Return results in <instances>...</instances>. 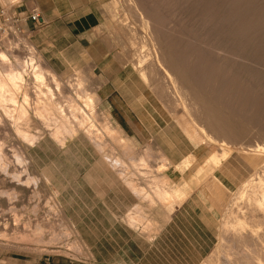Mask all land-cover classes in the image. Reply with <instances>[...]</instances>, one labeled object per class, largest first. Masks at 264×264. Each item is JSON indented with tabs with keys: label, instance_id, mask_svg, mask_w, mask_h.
Instances as JSON below:
<instances>
[{
	"label": "rangeland",
	"instance_id": "374dc122",
	"mask_svg": "<svg viewBox=\"0 0 264 264\" xmlns=\"http://www.w3.org/2000/svg\"><path fill=\"white\" fill-rule=\"evenodd\" d=\"M55 1L58 2L60 11L63 15H65L64 17H66L67 12L72 10V12L68 15L71 19H75L79 16L81 18H89L88 21L92 28L84 34L86 38L82 40V48L79 51L74 50L72 51L73 53L67 51L65 42L60 41L59 39L57 44L54 46H48L47 42H42L40 47H37L34 41L35 38L33 36L35 31L31 28L25 29L22 25L24 20L28 21L30 11L35 7L39 8L40 10L41 3L47 6L49 3L47 0H0V11L4 10L6 12V16L10 18L12 17L11 15H15L22 26L20 27V30H17V26L13 25L12 23L3 26L2 21L4 18L0 16V42L2 40H12V42L17 40V42L25 43L27 46L32 45L40 54L45 63H47V65L54 69L57 73H60L61 76L76 78L81 75L84 79L86 94L90 93L95 101L98 100V87L103 86V90H107V94L110 95L109 99L111 105L107 107L104 105L102 100L97 101L100 102L99 105L97 104V125L99 126L103 123L104 117L107 114L108 115L105 117V119H110L111 125H113V123H118V128L122 131L121 136L124 137V140L125 138L127 139L125 140V143L128 141L126 143V147L122 148L125 143L122 144L123 146H119V141L117 143V140H110L105 137L107 143L105 148L107 151H111L113 149L115 151L116 147H120L119 149H116V153L118 154H116L115 157H117V155H121L122 157L124 156L123 160L124 158L125 160L123 162H125L124 164L126 165L122 164L124 167L119 165L121 168L118 166L119 168L117 167V170L124 169L126 166L128 167V170L126 167V169H124L126 171L123 170L121 172L119 170L116 172V170L112 169L113 167L109 163L105 162L103 158H101L102 156L96 151L94 146H92V144H90L87 139L83 137L72 140L68 139L65 147H60L56 142L50 141L49 139H44L37 145L32 147L25 145L24 148L21 149L14 136L10 132L7 133L8 136L7 134L5 135L7 138L5 136V139L3 138V144L5 145V148L9 147L11 149L8 155L9 160L12 159V157H15L9 161L11 165L10 163L8 164L10 166L7 165V170L10 174L4 175L0 173V221L2 224L9 225L7 230L1 229L3 227H0V235L3 234L4 237L0 238V264H61L64 262L82 264L83 261L89 262V260H92L95 251L91 249L90 244H96L95 242L101 238L102 233H104L106 228L103 220L105 204L113 206L116 204L129 205V201L133 199L129 192L130 188H127L126 186V188L123 187V189H125L127 192L126 194H121V197H114V194H111L113 193L111 191L109 198H107V196L106 198L104 197L106 192L109 194L108 191L115 188V183H117V181L120 180L124 184L123 178L121 179V177H119V175H121L120 173H123L122 175L124 177V172H127L126 175L129 174L127 177L125 176L124 179L128 177L133 178V182L137 179L133 184L137 186V188L144 186L143 188L147 189L151 196L144 199L138 196V200L134 198L137 200V204H135L137 205V208L131 209L128 207L126 212L122 215L123 217L121 220L124 221L126 225L131 227L134 225V229H137L139 235L147 239V241H150L153 238L161 235L160 232L162 227L169 221V219H172L171 217L173 215L169 214L170 212L167 210L168 207H163L160 204V201L152 196V181L144 182L141 180L139 178V174L136 172L133 173V170L131 169L132 166L130 164V158L134 157V153L135 155L138 153V156L140 154L143 155L144 152H149V148L153 146L154 151L158 147L171 150L172 146H175L174 148L180 146L179 150H181L182 153H178V156L173 154L170 155V157H172L177 162L190 154L195 155L196 160H193L194 163L192 167L185 173L179 172L175 168H171L169 165H167L166 169L162 170L157 175H159L160 178L163 176L171 178L167 182V185H182V187L185 189L188 187V197L193 194L200 195V199H202L201 207L208 213L213 214V217L205 218L206 222L205 219H203L201 226L202 229H204V231L209 230V232L206 234H202L197 227H191L186 223H184L181 227L183 232H179L177 227L171 223L170 245L179 243L186 247L187 253H190V250L193 249L194 245L200 247L197 250V252L200 251V256L197 255L196 251L194 252L195 264H218V261L220 264H242V258L240 257H242L241 255H244L242 252L245 251L242 244L243 240L239 242L241 239L232 235V232V234H228L232 229H229L231 227L228 226L229 231L227 232V227L223 225V223H225L223 222V219L229 217V215H227L229 210H234L232 204L236 203L237 201L239 202V200L233 198H237L238 195L235 193L238 191V189H240V185H243L242 183L248 179H251L252 177L255 178L257 171L263 174L261 169L264 168V160L261 152L256 151L258 148L256 146L259 145V143L260 145L264 144V83H262L264 82V64H261V62L264 63V34L262 33V30L264 31V0H199V2L197 0H140V2H138L139 0H135L145 15H148L154 20L156 19V22H159L158 24L155 23V21L154 23L152 21L150 23V25L152 24V27L150 26L151 29L156 28L157 33L158 31L160 33H158L160 36L157 34L159 36H157V38L159 40L161 38L165 42L170 39L172 42H166L170 48L172 47L171 45H173L171 48L173 51H171L169 48L170 50L167 52V45L165 46V42L160 40L164 44L165 48L167 47V51L165 49L166 57H168L166 58V61L169 63L167 64L169 66L171 65L170 67L172 68V71L177 69L175 73L179 76V78L177 77L178 85L179 82L181 83V85H179L180 87L182 85L184 86L188 84L189 86L187 85L186 87H188L187 90L189 94H191V97H194L195 95L197 96V94L199 97L202 95L205 103L209 102L205 105V107L203 106V108L197 106L196 103L193 105V107L190 106L189 109H185L182 104H180L181 100L175 101V99L172 97L174 94L170 92L171 88L167 89L170 85L167 83V80L161 76L162 73L160 71L155 70V72L151 74V77L155 76V79L153 77L151 78L149 74L151 72H148L150 79V81H147L149 82L148 84L147 82L142 81L140 72H138L139 69L136 68L134 64H132V59L136 57L134 50L136 51L139 45L137 44V48H135V44L133 46V43H130V41H133L132 39L129 41L130 35L133 34L131 32H134L133 28H136L134 33H136L137 37L138 34L140 36L144 35V33L140 34L142 25L137 16L138 14H136L137 12L134 9L136 7L133 5H131V7L129 4L124 2L121 4L122 1L120 2V0ZM213 3L216 4L213 5ZM227 4L229 6H227ZM206 5H208V7ZM227 10L229 13L223 12ZM215 14L218 15L217 20H214L217 18V15ZM230 14H232L233 17ZM253 14H256V16H252ZM225 15L227 17L230 15V19H235L234 21H236V23L234 22L233 24L236 26L233 25V21H229V17L227 18ZM203 16H205V18ZM201 17L203 18V21ZM247 17L251 19H248ZM245 19L248 21H245ZM216 21L221 22L222 24H219ZM222 21H224L226 25ZM205 22H207V24H205ZM212 22L215 23L213 24ZM245 22L246 28L243 26L245 25ZM250 22L252 23L253 27L255 24L257 29H255V27L253 29L251 25L249 27L248 23ZM123 23H126V25L130 24V26H126ZM229 23L230 25H228ZM42 24L43 17L41 15L40 22L36 23V25H40L41 27ZM201 24L206 25L208 29L204 25L203 26L205 29L202 28L203 26ZM208 24L211 27L214 25V27L211 28L210 26H207ZM123 25L124 27L121 28ZM117 26H119V28ZM242 26L243 28H241ZM247 28L250 29L248 30ZM82 29L83 28L79 26L76 30L78 32L82 31ZM128 29L129 32L131 30L130 33L128 32ZM214 29H216V31L218 30V32L221 31L219 33L220 35H218ZM230 30H232V33H228ZM242 30H244L247 37L249 36L248 39L251 38L250 40L245 37L246 35ZM233 31L238 35H236ZM213 32H215V34H213ZM250 32H260L258 34L260 42H258L260 43L261 47L258 48L259 43L257 46L255 45L256 48L259 49V52L257 53H255L257 49L255 47L254 49L252 46H254L253 40L257 41L256 38L258 37H256L257 35H250ZM203 33H206L205 36H203ZM221 33L223 36L225 33V37L229 38L226 40L224 37L226 41H229V44L224 41V38L222 39ZM228 34H235L238 39L240 38V42L237 41L238 39H232L236 41L235 44L232 40H230L232 35H229V37ZM58 36L60 35H55L54 38H57ZM164 36L166 37L163 38ZM212 37L213 39H221H216V42H222L223 47H226L223 45V43L226 42V45H229L227 49H230L231 47L229 52L227 51V53L225 52L226 50H222L220 53L218 52L220 50H213V48H219L221 44L219 42L217 43L220 45L216 44L215 39L213 40ZM205 38L207 41L205 40L204 43ZM247 40L249 42L251 41L253 44L251 47L249 46L250 43L247 44ZM242 42L245 43L246 50H244L245 47ZM230 43H234L235 47L237 48L232 46L233 44L230 46ZM211 44H213V46ZM130 45L131 47H134H132L133 52L131 51ZM249 47L252 50L247 51L250 49ZM0 48L4 50L6 47L0 44ZM240 51H243L244 54L241 56L242 58L239 59V54L243 53ZM128 54L129 56L132 54L133 58H129ZM258 54H262L263 57L260 55L262 59L259 58ZM244 55L249 56L248 58L250 59L255 57L257 62L255 58H252L253 60L251 59V61H253V63H251L250 60H247V56L243 57ZM126 57L129 58L127 64L125 63L127 62ZM231 57L234 59H231ZM244 58H246L245 63L247 65L250 64V67H252V65L254 66L250 68L248 65V68L247 65L244 64ZM259 59L261 61H259ZM177 60L179 62H177ZM180 60L182 61V64H180ZM233 60H235V62ZM239 60H241V63ZM257 66H259V68L261 67L260 72L257 71L259 70ZM180 71L181 73L177 74V72ZM258 72L259 74H261V72L263 73V78L258 74ZM253 73L255 76L258 74L261 77L260 80L258 79V75L254 78ZM158 81L160 83H158ZM155 83L158 85H155ZM159 84H161L160 86H163L164 84L166 87L160 88ZM154 87H156V89L159 88V92ZM190 88H196L197 90L195 91ZM193 91L194 93L197 92V94L195 93L194 95ZM101 92L103 91L101 90ZM207 105H211L212 108H214V116L219 117H217L218 119L215 117L217 120H215L216 125L213 128L214 131L212 130V127L209 126L208 120L205 117L206 110L208 108ZM114 118L117 122L114 120ZM193 118L205 125V128L206 126L210 127L204 129L203 131L199 130L201 132L200 142H198L199 140H193V138H191V124L194 123L193 121H196L193 120ZM188 119L191 121L190 123L188 122ZM181 121L185 123L182 124ZM186 122L189 123V126H187ZM219 122H221L222 125L223 122H225V125L223 126H226L227 124L230 126L227 125L226 128L221 126L220 128L219 126L221 123ZM218 123L220 125H218ZM231 125H233L232 127H234L236 133H234L233 128L230 129ZM196 126L200 128L198 124H196ZM216 126H218L217 128L221 130H218ZM207 129L213 131L212 133L214 135H219L215 137L219 138L220 140L225 139V141L228 143L221 142L220 144V142H218V146L216 145L214 147V144L210 145L203 142V140L208 137L207 134H209ZM226 129L228 132H226ZM219 131L222 133H219ZM0 134H2L1 128ZM109 144L113 147L110 146L109 148ZM251 144L255 146H252ZM146 145L148 147H146ZM19 148L21 151H19ZM133 148L136 150H134L135 152L132 150ZM254 148L255 150L253 151ZM215 149L218 151L216 154L220 155V163H217V166L216 164H212L211 166L209 165L210 167L206 165L204 167V170L206 169V171L203 170L200 172L199 168L206 164V159L215 153ZM225 149V152L228 153L224 154L222 157V152H224ZM13 151L15 152L14 156ZM110 151L107 153L111 154V156L112 154H115L114 151L113 153ZM19 153H22L21 155L25 156L26 160H24V158ZM150 153H152V151L144 155H147L146 157L151 163L157 164L159 160H156V156ZM166 154L169 155L168 153ZM16 155H19L23 162L29 165L27 172L29 176L22 175V177H24V181H26L25 185L23 186L15 185V183L10 181L11 176L14 174V168L12 167H15L17 164L15 163ZM176 156L180 157V159H177ZM140 166L142 167L144 165H139V167ZM211 167L213 169H211ZM129 169L133 174L130 173ZM214 177H216V179ZM32 178H34V180ZM27 179L30 181H28L29 184L27 183ZM184 183L187 184L185 185ZM149 185L151 188H149ZM13 188H15V190ZM16 192L18 196L15 194ZM103 197L105 198V203L102 202ZM11 202L13 203L11 204ZM178 202H180L179 204L181 205V201H177V203ZM177 203H173V210L178 208L179 204ZM130 212L134 215L136 214V216H140L137 219L138 222L135 221L136 223L133 224L128 222L129 220H127V217H129L131 214ZM225 212L226 214H224ZM167 214H169V216H167ZM15 217L19 220L18 228H20L19 234L21 236H17L18 233H14L15 227H12L13 224L18 221L15 219ZM227 219L230 220L229 218ZM224 221L227 220L224 219ZM12 228H14V230ZM223 231L226 235L223 234ZM224 235L229 236L224 238ZM29 237H32L33 239ZM10 238L11 241H9ZM13 239L14 242L16 241L17 243H13ZM23 239L25 241H23ZM177 239L179 242H176ZM27 240L33 242L29 243ZM224 241L230 244L227 245L225 243L227 246L226 247L223 245ZM234 245H236V247H233ZM231 247H233L236 251L240 249L239 252H241L243 249L241 253L237 252V254H240H238L239 258L235 254L234 249ZM232 255H235L237 259ZM226 258L229 260H226ZM234 261L235 263H232Z\"/></svg>",
	"mask_w": 264,
	"mask_h": 264
},
{
	"label": "bare ground",
	"instance_id": "6f19581e",
	"mask_svg": "<svg viewBox=\"0 0 264 264\" xmlns=\"http://www.w3.org/2000/svg\"><path fill=\"white\" fill-rule=\"evenodd\" d=\"M122 1L121 4L126 3V4H129L130 6L133 5L135 10H136V14H138V18L139 20L141 21V25H142V29L140 30V34L144 33V35H139L138 32V37L136 35V33H134L136 31V28L134 30V32L130 30L131 33H133L132 35H130V39L129 41L132 39L133 41L130 43L132 44L133 43V46L135 44V48H137V44L139 45V47L136 49V51L134 50V53L136 55L135 58L132 57V54L130 57H132V64H134L136 66V68L139 69L138 72H140V76L142 77V81H150L149 79V75H148V72H151L149 73L150 74V77H151V74H153L155 72V70H158L160 71L162 74L161 76H163L164 79L167 80V83H169L170 86H168L167 89H170L171 88V93L174 94L172 97L176 100H181L180 104H182V106L185 108V109H189L190 106L193 107L194 104H196L197 106H200L201 108H203V106L205 107V105L207 103H205V100L202 98V95L201 97L198 96L197 92H195L197 94V96L195 95L194 91V97H191L188 92V87H186L187 85H182L181 87L179 85H181V83L179 82V85H178V78L179 76L176 75L175 71H177V69H175V71H172V68L168 65L169 63L166 61L168 57H166V51L168 49L167 52H169V50L173 47V45H171L172 47L170 48L169 45H167V41L171 42L170 39L167 40L166 42L163 41V39L160 38V40H162V42H165V46L167 45V49L165 48L164 44L157 38V36L160 34L159 31L157 33V30L156 28L155 29H151L152 27V24L150 25L151 21L154 23V20L152 17H149L148 15H145L143 10L139 8V5L136 3L135 0H120V2ZM199 2V0H197ZM242 1V0H241ZM245 1V0H244ZM140 2V0L138 1ZM213 2V1H212ZM211 2V3H212ZM236 2V1H235ZM239 2V1H237ZM140 4V3H139ZM216 4V3H213V5ZM218 4V3H217ZM223 4V3H222ZM240 4V3H239ZM118 5V4H116ZM220 5V4H219ZM250 5V4H249ZM123 6V5H121ZM129 6V7H130ZM208 7V5H206ZM205 6V7H206ZM227 6H229L227 4ZM125 7V6H124ZM132 7V6H131ZM138 7V9H137ZM206 7V8H207ZM218 7V6H217ZM220 7V6H219ZM222 7V5H221ZM114 8V7H113ZM118 8V7H117ZM205 8V9H206ZM133 9V10H134ZM156 9V8H154ZM227 9V7H226ZM229 10V9H228ZM227 11H223V12H228ZM150 11V10H149ZM230 11V10H229ZM231 12V11H230ZM241 12V11H240ZM151 13V11H150ZM214 13V12H213ZM229 13V12H228ZM235 13V12H234ZM251 13V12H250ZM155 14H156V11H155ZM200 14V13H199ZM233 14V13H232ZM230 14V15H232ZM263 14V13H262ZM261 14V15H262ZM125 15V14H124ZM205 15V14H204ZM217 15V14H215ZM229 15V16H230ZM237 15V14H236ZM244 15V14H243ZM248 15V13H247ZM256 16V14H253L252 16ZM260 15V14H259ZM207 16V14H206ZM214 16V15H213ZM226 16V15H225ZM228 16V17H229ZM238 16V15H237ZM246 16V15H245ZM263 16V15H262ZM205 18V16H203ZM208 17V16H207ZM215 17V16H214ZM224 17V16H223ZM227 17V16H226ZM225 17V18H226ZM227 17V18H228ZM233 17V15H232ZM235 17V15H234ZM137 18V19H138ZM152 18V20H151ZM155 18V17H154ZM158 18V17H156ZM199 18V17H198ZM202 18V17H201ZM200 18V19H201ZM216 18V17H215ZM244 18V17H243ZM248 18V17H247ZM246 18V19H247ZM258 18V17H257ZM120 19V18H119ZM208 19V18H207ZM218 19V15H217V18L214 19V20H217ZM245 21H248L246 20ZM248 19H251V18H248ZM255 19V17H254ZM263 19V17H262ZM160 20V19H159ZM199 20V19H197ZM205 20V19H204ZM235 19H230L229 17V21H233L232 24L236 21H234ZM237 20V18H236ZM261 20V19H260ZM157 21V20H156ZM155 23H159V22H156ZM163 21V19H162ZM200 21V20H199ZM198 21V22H199ZM202 21H203V18H202ZM206 21V20H205ZM219 21V20H218ZM216 21L217 23H221V22H218ZM221 21V19H220ZM225 21V20H224ZM222 21L224 24L225 22ZM227 21V20H226ZM228 22V21H227ZM238 22V21H237ZM252 22V20H251ZM250 22V23H251ZM258 22H261V21H258ZM121 23V22H120ZM128 23V22H126ZM126 23H123L126 25ZM200 23V22H199ZM213 24L215 22H212ZM249 24V27L250 25L252 26V23ZM263 23V22H261ZM205 24H207V22H205ZM210 24V23H209ZM207 25V26H210V25ZM222 24V23H221ZM238 24V23H237ZM264 24V23H263ZM130 26V24H127L126 26ZM156 25V24H155ZM202 26L204 24H201ZM226 25V24H225ZM230 25V23L228 24ZM235 25V24H233ZM239 25V24H238ZM121 26V25H120ZM132 26V25H131ZM151 26V27H150ZM206 27V25H204ZM204 26L202 28H204ZM236 26V25H235ZM245 26L244 28H246V22H245ZM243 26L241 28H243ZM248 26V25H247ZM262 26V25H261ZM264 26V25H263ZM119 28V26H117ZM124 25L121 27L123 28ZM135 27V26H134ZM141 27V26H140ZM157 27V26H155ZM159 27V26H158ZM161 27V26H160ZM201 27V26H199ZM211 27V26H210ZM214 27V25L212 26ZM211 27V28H212ZM216 27V25H215ZM238 27V26H237ZM253 27V26H252ZM254 27H255V24H254ZM253 27V29H254ZM259 27V26H258ZM128 28V27H127ZM201 28V29H202ZM207 28V27H206ZM211 28H210V31H211ZM260 28V27H259ZM131 29V28H130ZM138 29V28H137ZM144 29V30H143ZM205 29V28H204ZM208 29V28H207ZM206 29V30H207ZM219 29V28H218ZM248 29V28H247ZM250 29V28H249ZM248 29V30H249ZM255 29H257L255 27ZM119 30V29H117ZM203 30V29H202ZM225 30V29H224ZM227 30V29H226ZM260 30V29H259ZM201 31V30H200ZM205 31V30H204ZM213 31V29H212ZM215 32H217L218 35H220L219 33L221 32H218V30L216 31V29H214ZM235 31V30H234ZM233 31V32H234ZM238 31V30H237ZM244 32V30H242ZM241 31V32H242ZM258 31V30H257ZM128 32H129V29H128ZM129 32V33H130ZM215 32H213V34H215ZM228 32V31H227ZM236 32V31H235ZM234 32V33H235ZM247 32V31H246ZM199 33V32H198ZM228 33H232V30H230ZM238 33V32H237ZM245 33V32H244ZM243 33V35H244ZM249 33V32H248ZM247 33V34H248ZM253 33V32H252ZM250 32V35L252 36H255L257 35L256 37H258V33H253L252 34ZM262 33L264 34V31L262 30ZM158 34V35H157ZM206 34V33H205ZM205 34L203 33V36H205ZM208 34V33H207ZM216 34V35H217ZM222 34V33H221ZM236 34V33H235ZM235 34H228L229 35H232L231 36V39H238L237 36H235ZM240 34V33H239ZM242 34V33H241ZM128 35V34H127ZM216 35H213L215 37H218ZM238 35V34H236ZM246 35V33H245ZM244 35V36H245ZM129 36V35H128ZM127 36V37H128ZM133 36V37H132ZM160 36V35H159ZM158 36V37H159ZM208 36V35H207ZM206 36V37H207ZM211 36V35H210ZM227 36V34H226ZM235 36V37H234ZM241 36V35H240ZM5 37V36H4ZM18 37V36H17ZM132 37V38H131ZM166 36H164L163 38H165ZM202 37V36H201ZM221 37V36H220ZM225 37V33H224V36L222 34V39ZM230 37V36H229ZM243 37V36H242ZM247 39V35L245 36ZM244 37V38H245ZM7 38V37H6ZM109 38V37H108ZM120 38V37H119ZM137 38V39H136ZM168 38V37H167ZM166 38V39H167ZM226 38V37H225ZM224 38V41H226L227 39L229 38H226L225 40ZM243 38V39H244ZM261 38V37H260ZM165 39V40H166ZM213 39V37H212ZM215 39V42H216V39L217 38H214ZM213 39V40H214ZM240 39V38H239ZM239 39L237 41H239ZM251 39V38H250ZM248 39V40H250ZM255 39V38H253ZM257 41L253 40L254 42V46H252L253 48L257 46V44L260 42L259 41V37L256 38ZM127 40V39H126ZM200 40V39H199ZM205 40L206 38L204 39V43H205ZM217 40H221V39H217ZM232 40L235 44H236V41ZM245 40V39H244ZM247 40V41H248ZM23 41V40H22ZM128 41V40H127ZM207 41V40H206ZM259 41V42H258ZM202 42V41H201ZM219 42V41H217ZM219 46V48H213L216 49V50H220L218 52L221 53L222 50H226L225 52H229V50L231 49H227L228 46L226 45L227 43L229 44V41H226L223 43V45H225L226 47H223L222 46V42H219L217 43ZM240 42V41H239ZM245 42V41H244ZM257 42V43H256ZM129 43V42H128ZM172 43V42H171ZM203 43V42H202ZM234 43H230V46H234ZM243 43V42H242ZM247 43V42H246ZM250 43V44H249ZM256 43V44H255ZM1 45H4L6 48V51L5 49L3 50L2 48H0V128L2 130V134H0V173L1 174H10L8 173V170H7V165L10 163L9 161L12 160L15 156V152L17 151H13V156L12 159L9 160V151H11V149L8 147V148H5V145L3 144V138L5 139V137L7 138L8 134L7 133H11L14 138L16 139L17 143L20 145L19 147L22 149L24 148V146H34V145H37L39 143H41L44 139H49L50 141H54L58 144V146L60 147H65L68 139H75V138H86L87 141L92 144V146H94V148L96 149V151L98 153H100V155L102 156L101 158H103V160L107 163H109L114 169L116 170V172H118L119 170L122 172L124 169H126V167L124 169H119L117 170L120 166L119 165H126L124 164L125 162H123L125 160H123V157L121 155H117V157H115L116 154V149H119L120 147H116L115 151L114 149L113 150H109L111 153H113L114 151V155L112 154H108L109 151L106 150L105 146L107 145L106 143V138L107 139H110V140H117V143L119 141L120 145L119 146H123L122 144L125 143V140H127L125 138L124 140V137L121 136L122 134V131L118 128V124H115L113 123V125L110 124V119L106 118L105 117L108 115H106L104 117V121L101 125H97V120L98 118H96V112H97V104L99 105L100 102H97L98 100H102L101 98V94L100 92L97 93V101H95L93 99V96L89 94H86V90H85V83H84V79L82 78V76L80 75L79 77H63L61 76L60 73H57L54 69H52L50 66L47 65V63H45V61L42 59V57L40 56V54L35 50V48L32 46V45H25V43H21V42H17L16 41H13L12 40H2L0 42ZM200 44V43H199ZM238 44V42H237ZM244 44V47L246 50V46H245V43ZM242 44V45H243ZM249 46L251 47V45H253L251 43V41L248 43ZM129 45V44H127ZM201 45V44H200ZM213 46V44H211ZM210 45V46H211ZM241 45V44H240ZM256 45V46H255ZM114 46V45H113ZM132 46V47H133ZM202 46V45H201ZM217 46V45H216ZM222 46V47H221ZM127 47V46H126ZM131 47V45H130ZM132 47H131V51H132ZM233 47V48H234ZM240 47V46H239ZM248 47V46H247ZM249 47V48H250ZM260 43L258 45V48H260ZM134 48V47H133ZM170 48V49H169ZM237 48V47H235ZM234 48V49H235ZM242 48V47H241ZM248 48V49H249ZM254 48V49H255ZM166 49V51H165ZM210 49V48H209ZM253 49V51H254ZM257 49V48H256ZM262 49V48H261ZM215 50V51H216ZM252 50L251 48L247 51H250ZM259 49L256 50L255 53L259 52L258 51ZM171 51H173L171 49ZM175 51V50H174ZM177 51V50H176ZM245 51V52H247ZM133 52V51H132ZM131 52V53H132ZM209 52V51H208ZM217 52V53H218ZM227 52V53H228ZM240 52H243V51H240ZM239 52V53H240ZM252 52V51H251ZM250 52V53H251ZM262 52V51H261ZM39 55H38V54ZM133 53V55H134ZM216 53V54H217ZM219 53V54H220ZM232 53V52H231ZM238 53V54H239ZM248 53V52H247ZM253 53V52H252ZM264 53V52H263ZM169 54V53H167ZM204 54V53H203ZM237 54V55H238ZM244 54V52L242 54H239L238 57L239 59L242 58L241 56ZM134 55V56H135ZM178 55V54H177ZM223 55V54H222ZM225 55V54H224ZM232 55V54H231ZM250 55V54H249ZM254 55V54H253ZM262 56V54H260ZM260 55L258 54L259 58L262 59L260 57ZM233 56V55H232ZM247 56V55H246ZM245 55L243 57H246ZM251 56V55H250ZM249 56H247L246 58H248ZM263 57V56H262ZM127 58V57H126ZM126 59L127 62H125L126 64L128 63V59ZM226 58V57H225ZM237 58V57H236ZM235 58V59H236ZM246 58H244V64H246ZM253 58V57H252ZM251 58V59H252ZM255 58V57H254ZM253 58V59H254ZM264 58V57H263ZM231 59H234L233 57H231ZM250 58H248L247 60H250ZM252 59V60H253ZM259 59V61H261ZM124 60V59H123ZM242 60V59H241ZM241 60H239V62L241 63ZM256 62H257V59L255 58ZM120 61V60H119ZM130 61V60H129ZM216 61V60H215ZM219 61V60H218ZM235 62V60H233ZM242 61V62H243ZM263 61V60H262ZM131 62V61H130ZM177 62H179L177 60ZM180 64H182V61L180 60ZM217 62V61H216ZM255 62V61H254ZM255 62V64H256ZM168 63V64H167ZM226 63V62H225ZM238 63V62H237ZM239 63V64H240ZM250 63V62H249ZM251 63H253V61H251ZM175 64V63H174ZM173 64V65H174ZM221 64V63H219ZM218 64V65H219ZM232 64V63H231ZM243 64V63H242ZM261 64H264L261 62ZM186 65V64H185ZM184 65V66H185ZM207 65V64H206ZM217 65V64H216ZM247 65V64H246ZM249 67L251 66L250 64H248ZM247 65V67H248ZM260 65V64H258ZM254 65H252L253 67ZM261 66V65H260ZM177 67V66H175ZM239 67V65H238ZM245 67V66H244ZM248 67V68H249ZM250 67V68H252ZM260 72V68L259 66H257ZM187 68V67H186ZM247 68V69H248ZM182 69V68H181ZM185 69V68H184ZM246 69V67H245ZM263 69V68H262ZM261 69V71H262ZM136 70V69H135ZM253 70V69H251ZM264 70V69H263ZM137 71V70H136ZM179 71V69H178ZM182 71V70H181ZM180 72H177V74L181 73ZM250 71V70H249ZM183 72V71H182ZM258 72V74H259ZM250 73V72H249ZM254 74V73H253ZM256 74V76L258 75ZM262 72L261 74V77H262ZM157 75V74H156ZM252 75V74H250ZM258 75V79L260 80V76ZM160 76V77H161ZM255 74H254V78L256 77ZM153 77V76H152ZM151 77V78H152ZM155 77V76H154ZM153 77V78H154ZM159 77V78H160ZM178 77V78H177ZM253 77V76H252ZM264 77V76H263ZM262 77V78H263ZM157 78V77H156ZM162 78V79H163ZM244 78V77H243ZM256 78V79H257ZM155 79V78H154ZM161 79V80H162ZM181 79V78H180ZM257 79V80H258ZM153 80V79H151ZM158 80V79H157ZM165 81V80H164ZM250 81V80H249ZM152 82V81H151ZM149 84V82H147ZM158 83H160L158 81ZM187 83V82H186ZM256 83V82H255ZM264 83V82H262ZM262 83L260 82V84L262 85ZM165 84V83H164ZM163 86H160L161 84H159V87H166V85ZM257 84V83H256ZM97 85V84H96ZM155 85H158L155 83ZM153 85V86H155ZM189 86V85H188ZM196 86V85H195ZM200 86V85H199ZM98 87V86H97ZM193 87V86H192ZM204 87V86H203ZM156 89V87H154ZM194 88V87H193ZM193 88H190V89H193ZM159 89V88H158ZM156 89V90H158ZM166 89V88H165ZM201 89V88H199ZM193 90H197L196 88L193 89ZM192 91V90H190ZM204 91V90H203ZM154 92V91H153ZM159 92V90H158ZM168 92V91H167ZM169 92V93H170ZM156 93V92H155ZM92 94V93H91ZM95 94V92H94ZM159 94V93H158ZM189 94V95H188ZM201 94V92H200ZM156 95V94H155ZM170 95V94H169ZM166 96V95H165ZM210 97V96H209ZM165 98V97H164ZM172 98V99H173ZM171 99V100H172ZM173 99V100H174ZM166 100V99H165ZM169 100V99H168ZM172 100V101H173ZM204 100V101H203ZM162 101V100H161ZM164 101V100H163ZM172 103V102H171ZM177 103V102H175ZM173 104V103H172ZM199 104V105H198ZM202 106H201V105ZM215 104V103H213ZM179 105V104H178ZM179 107V106H178ZM181 107V106H180ZM196 107V106H195ZM207 110H206V118L208 120V123H209V126L212 127V130L213 128L215 127L216 125V122L215 120H217L219 117L218 116H214V108H212V106L210 105H207ZM194 109V108H193ZM179 111V110H178ZM185 111V110H184ZM188 111V110H187ZM205 111V110H204ZM216 111V110H215ZM221 111V110H220ZM191 112V110H190ZM185 113V112H184ZM195 113V112H194ZM201 113V112H200ZM178 114V113H176ZM202 114V113H201ZM181 115V113H180ZM192 115V114H191ZM203 115V114H202ZM201 115V116H202ZM219 115V113H218ZM183 116V115H182ZM195 116V115H194ZM197 116V115H196ZM221 116V115H220ZM178 117V116H177ZM185 117V116H184ZM203 117V116H202ZM217 119H216V118ZM196 118V117H195ZM222 118V117H220ZM187 120V119H185ZM193 120H196L193 118ZM221 120V119H220ZM223 120V119H222ZM182 122V121H181ZM188 122L190 123L191 121L188 119ZM195 123L191 124V130H190V133H191V138H193V140H199L198 142L201 141V136H200V131L208 128L206 126L205 128V125H203L201 122H198V120L196 121H193ZM185 123V122H184ZM182 122V124H184ZM187 123V122H186ZM189 123H187V126H189ZM221 123V122H219ZM218 123V125H220ZM99 124V123H98ZM196 124H198V126L200 128H198L196 126ZM231 124V123H230ZM193 125V126H192ZM208 125V124H206ZM223 125H225V122H223ZM222 123L221 125L219 126L221 128V126H223ZM228 125V124H227ZM226 125V126H227ZM226 126H223L226 128ZM230 126V125H228ZM233 125H231V128H233V131L234 133L235 132V129L234 127H232ZM209 127V128H210ZM218 126H216L217 128ZM250 128V127H249ZM218 129V128H217ZM188 130V129H187ZM200 130V131H199ZM218 130H221V129H218ZM227 130V129H226ZM245 130V129H244ZM262 130V129H261ZM186 131V130H185ZM208 133L206 137V139L203 140V142L207 143V144H214V147L217 145L218 142H224V143H228L225 141V139H222L220 140L219 138L215 137L217 135H214L212 132L214 131H211V130H208ZM232 131V132H233ZM259 131V130H258ZM216 132V131H215ZM218 132V131H217ZM221 131H219L220 133ZM228 132V130L226 131ZM231 132V131H230ZM252 132V131H251ZM260 132V131H259ZM189 133V135H190ZM222 133V132H221ZM246 133V132H245ZM250 133V132H249ZM7 134V136H5ZM213 134V135H212ZM255 134V133H254ZM188 135V136H189ZM206 135V134H204ZM221 135V134H220ZM231 135V133H230ZM243 135V134H241ZM253 135V134H252ZM5 136V137H4ZM219 136V135H218ZM248 136V135H247ZM106 137V138H105ZM204 137V136H203ZM245 137V135H244ZM262 137V136H261ZM260 137V138H261ZM108 142V141H107ZM128 142V141H127ZM126 142V143H127ZM195 142V141H194ZM232 142V141H231ZM116 143V144H117ZM126 143L125 145L122 147H126ZM129 143H130V140H129ZM115 144V143H113ZM262 144V143H261ZM148 145V144H147ZM146 145V147H148ZM225 145V144H223ZM252 145V144H251ZM257 145V144H256ZM15 146V145H14ZM110 145L109 144V148H110ZM115 146H118V145H115ZM128 146V145H127ZM144 146V145H143ZM218 146V145H217ZM252 146H255V145H252ZM16 147V146H15ZM113 147V146H112ZM145 147V148H146ZM150 147V146H149ZM221 147V146H220ZM224 147V146H223ZM234 147V146H233ZM246 147V146H245ZM256 147H258L256 149V151H259L261 152L262 154V157H263V160H264V144L263 145H257ZM19 148V149H20ZM30 148V147H29ZM59 148V147H58ZM107 148V149H109ZM230 148V147H229ZM248 148V147H247ZM252 148V147H251ZM21 149L19 151H21ZM136 149V147H135ZM134 148L132 149L133 151L135 150ZM221 149V148H219ZM227 149V148H226ZM226 149L224 150V152H222V157L224 156V154H227L228 152H225ZM236 149V148H235ZM128 150V149H127ZM130 150V149H129ZM144 150V149H143ZM142 150V151H143ZM223 150V149H222ZM221 150V151H222ZM234 150V149H233ZM242 150V149H241ZM255 150V148L253 149V151ZM121 151V150H120ZM123 151V150H122ZM125 151V149H124ZM136 151V150H135ZM134 151V152H135ZM150 154H154L155 159L159 160L157 162V164H154V163H151L150 160L144 155V154H147L149 152H151ZM255 151V152H256ZM108 152V153H107ZM138 152V151H137ZM136 152V153H137ZM149 152H144V154H140L138 156V153L137 155H135L134 153V157L133 158H130L131 159V169L133 170V173L136 172L137 174H139V178L141 180H143L144 182H151L152 181V196H154L157 200L160 201V204L167 208L168 212H170V215H172V211L173 210V203L177 201H181V204H183L182 202L186 201L188 199V195H187V189H185L184 187H182V185H177V186H170L167 185V182L171 179V178H167L166 176H163V177H159V175H157L159 172H161L162 170L166 169L167 165H169V167L171 168H175L176 170H178L179 172H183L185 173L187 170H189L193 163H194V159L196 160V157L194 154H190L188 156H186L184 159L182 158V160L180 161H176L174 160L172 157H170V155H167L166 152L158 147L155 151H154V146L153 147H150L149 148ZM154 152V153H153ZM218 151L217 149H215V153H213L212 156H210L208 159H206V164L204 166H202L200 169V172H202L204 170V167L206 165H215L217 166V163L219 164L220 163V155L219 154H216ZM250 152V151H249ZM258 152V153H259ZM24 153V152H23ZM27 153V152H26ZM125 153V152H124ZM132 153V152H131ZM248 153V151H247ZM252 153V152H251ZM17 154V153H16ZM20 154V153H19ZM22 154V153H21ZM20 154V155H21ZM28 154V153H27ZM260 154V155H261ZM11 155V153H10ZM25 155V154H23ZM129 155V154H128ZM133 155V154H132ZM259 155V154H258ZM22 156V155H21ZM114 156V157H113ZM136 156V157H135ZM25 159V156H22ZM153 157V155H152ZM261 157V156H260ZM176 158V157H175ZM129 159V160H130ZM29 160V159H28ZM17 161V162H16ZM15 163L16 166L12 167L14 168V174L11 176V179L10 181L15 183V185H18V186H23L25 185V182L24 181V177H22V175H25V176H29L27 174L28 172V164H25V162H23V160L19 157V155H16V160H15ZM14 164V163H13ZM11 165V163H10ZM8 165V166H10ZM15 165V164H14ZM122 165V166H123ZM139 165H144V166H140ZM119 166V167H118ZM209 166V167H210ZM118 167V168H117ZM124 167V166H123ZM262 167V166H261ZM264 167V166H263ZM121 168V167H120ZM9 169V168H8ZM211 169H213L211 167ZM264 168H262L261 170L263 171V174L258 172L255 174V178L252 177L251 179H248L246 180L244 183H242L243 185H240V189H238V191H236L235 194H237V198H233V199H236V200H239V202L237 201L236 203L232 204L231 206L234 208V210H229L228 214L229 217H226L224 219H226L227 221H224L223 219V225L226 226L227 228V232L229 231L228 230V226L231 227L229 229H232L228 234L231 233L232 235L236 236L237 238L241 239L239 242H241L243 240V246H244V252L243 249H242V253H244V255H241L242 258V264H264ZM127 170H128V167H127ZM130 170V169H129ZM168 170V169H167ZM207 170H208V167H207ZM126 171V170H124ZM198 171V170H197ZM206 171V169L204 170ZM129 172V171H128ZM199 172V171H198ZM120 173V172H119ZM127 172H124L125 176L127 177ZM130 173L131 170H130ZM132 173V174H133ZM12 174V173H11ZM121 175L123 173H120ZM162 174V173H161ZM206 174V173H204ZM2 175V176H4ZM119 175V177H121V179L123 178L124 180V184L126 185V187L130 188V191H132L134 194H136L137 196H140L142 199L144 198H147V197H150V192H148L147 189L143 188L144 186L142 187H138L135 186L133 183L137 180H134V182L132 181L133 178H125L123 177V175L121 176ZM47 176V175H46ZM131 176V174H130ZM138 176V175H137ZM203 176V175H202ZM210 176V175H209ZM33 177V176H32ZM28 178H31V177H28ZM39 178V177H38ZM134 178H135V174H134ZM209 178V177H208ZM216 179V177H214ZM26 179V178H25ZM34 180V178H32ZM37 179V178H36ZM35 179V180H36ZM8 180V179H7ZM31 180V179H30ZM47 180V178H46ZM45 180V181H46ZM29 180L27 179V183L29 184L28 182ZM49 181V180H48ZM7 182V181H6ZM47 182V181H46ZM34 183V182H33ZM170 183V182H169ZM140 184V183H139ZM147 184V183H146ZM151 184V183H150ZM185 184V183H184ZM183 184V186H184ZM187 184V183H186ZM185 184V185H186ZM29 186V185H28ZM203 187V186H202ZM149 188L150 185H149ZM239 188V187H238ZM11 189V188H10ZM15 190V188H13ZM237 189V188H236ZM36 190V189H35ZM147 190V191H145ZM2 191V189H1ZM189 191V190H188ZM19 192V191H18ZM203 192V191H202ZM5 193V192H4ZM22 193V192H20ZM2 194V193H1ZM14 194V193H13ZM17 195V192L15 193ZM19 194V193H18ZM23 194V193H22ZM204 194V192H203ZM4 195V194H3ZM191 195V194H190ZM210 195V194H209ZM18 196V195H17ZM2 197V196H1ZM212 197V196H211ZM7 198V197H6ZM16 198V197H15ZM196 198V197H195ZM208 198V197H207ZM212 199V198H211ZM13 200V198H12ZM19 200V198H18ZM147 200V199H145ZM202 200V199H201ZM221 200V199H220ZM212 201V200H211ZM13 202H11L12 204ZM154 203V202H153ZM180 202H178L177 204H179ZM1 204V203H0ZM236 204V205H235ZM180 205V204H179ZM185 205V204H184ZM220 206V205H219ZM8 207V206H7ZM236 207V208H235ZM11 208V207H10ZM208 208V207H207ZM227 208V207H226ZM61 209V208H60ZM229 209V208H228ZM226 209V210H228ZM232 209V208H231ZM10 210V209H9ZM14 210V209H13ZM171 210V211H170ZM13 212V211H12ZM133 212V211H132ZM172 212V213H171ZM131 213V212H130ZM15 214V213H14ZM139 214V213H138ZM226 214V212L224 213ZM226 215V216H227ZM10 216V215H9ZM16 216V215H15ZM59 216V215H58ZM4 217V216H3ZM12 217V216H10ZM138 217L140 216H136V214L134 215L133 213H131L129 215V217H127L129 220L128 222H130L131 224L133 223H136L135 221L138 222ZM13 218V217H12ZM227 218H229L230 220H228ZM14 219V218H13ZM16 220H18V218L15 217ZM139 220H142V219H139ZM15 221V220H14ZM18 222H15L13 224L12 227H15V232L14 233H18L17 236H19L20 234V228H18ZM141 222V221H140ZM46 223V222H45ZM11 224V223H10ZM150 224V223H149ZM148 224V225H149ZM41 225V224H40ZM52 225V224H51ZM8 226L9 225H6V224H2V222L0 221V227H3L1 229H4V230H7L8 229ZM43 226V225H42ZM134 227V225H132ZM223 226V228H224ZM14 230V228H12ZM26 230V229H25ZM28 230V229H27ZM225 230V229H224ZM3 231V230H1ZM17 231V232H16ZM13 232V231H11ZM24 232V231H23ZM226 232V233H227ZM5 233V231H4ZM8 233V232H7ZM13 233V234H14ZM22 233V232H21ZM11 234V233H10ZM23 234V233H22ZM76 234V233H75ZM223 234L224 231H223ZM12 235V234H11ZM15 235V234H14ZM29 235V234H28ZM36 235V233H35ZM226 235V234H225ZM223 236L224 238L225 237H228V236ZM21 236V235H20ZM31 236V235H30ZM38 236V235H37ZM36 236V237H37ZM233 236V237H234ZM3 237V234L0 235V238ZM14 237V236H12ZM11 237V238H12ZM27 237V236H25ZM58 237V236H57ZM222 237V238H223ZM231 237V236H230ZM229 237V238H230ZM4 238V237H3ZM2 238V239H3ZM11 238L9 239V241H11ZM18 238V237H17ZM29 238H32V237H29ZM232 238V237H231ZM6 239V237H5ZM8 239V238H7ZM33 239V238H32ZM30 239V240H32ZM40 239V238H39ZM42 239V238H41ZM54 239V238H53ZM228 239V238H227ZM16 240V238H15ZM18 240H21V239H18ZM30 240L28 241L29 243L33 242ZM231 240H234V239H231ZM4 241V240H2ZM6 241V240H5ZM13 243L14 242V239L12 240ZM23 241H25L23 239ZM37 242V241H36ZM223 242V241H222ZM17 243V242H16ZM23 243V242H21ZM46 243V242H45ZM226 241H224V244L225 245ZM1 244V242H0ZM20 244V243H19ZM227 245H229L230 243H226ZM236 244V242H235ZM239 244V243H238ZM8 245V244H6ZM22 245V244H21ZM28 245V243H27ZM41 245V244H40ZM222 245V243H221ZM220 245V246H221ZM222 245V246H223ZM232 245V244H231ZM30 246V245H29ZM32 246V245H31ZM35 246V245H34ZM226 246V245H225ZM25 247V246H24ZM28 247V246H27ZM227 247V246H226ZM225 247V249H226ZM233 247H236V245H234ZM231 247V248H233ZM240 247V246H239ZM31 248V247H30ZM37 248V247H36ZM219 248V247H218ZM238 248V247H237ZM35 249V248H34ZM234 249V248H233ZM31 250V249H30ZM223 250V249H222ZM240 249H238V251H236L234 249V252L235 254L238 256L239 258V252ZM225 252V251H224ZM231 252V250H230ZM233 252V251H232ZM237 252H239L237 254ZM88 253V252H87ZM221 253V252H220ZM229 253V252H228ZM224 255V254H222ZM227 255V254H225ZM229 255V254H228ZM231 255V253H230ZM215 256V255H214ZM232 256H235V255H232ZM233 258V257H232ZM236 258V256L234 257ZM231 259V258H230ZM237 259V258H236ZM226 260H229L226 258ZM239 261V260H237ZM236 261V262H237ZM207 262V261H206ZM228 262V261H227ZM223 263V261H222ZM232 263H235L232 262ZM241 263V261H240ZM213 264V263H212ZM218 264L219 261H218ZM227 264V263H225ZM230 264V263H229ZM236 264V263H235Z\"/></svg>",
	"mask_w": 264,
	"mask_h": 264
},
{
	"label": "crops",
	"instance_id": "0c3cea01",
	"mask_svg": "<svg viewBox=\"0 0 264 264\" xmlns=\"http://www.w3.org/2000/svg\"><path fill=\"white\" fill-rule=\"evenodd\" d=\"M47 1H49L47 6L42 3L40 4L41 15L43 17V24L41 27L30 19H28V21L24 20L22 25L25 29L31 28L35 31L33 36L37 47H40L42 42H47L48 46H54L59 39L65 42L67 51H79L82 48V40L86 38L84 34L92 28L88 21L89 18L86 19L79 16L75 19H71L68 15L72 10L67 12L66 17H64L65 15L60 11L57 1ZM19 26L22 27L21 23H19ZM79 26L83 29L77 32L76 29ZM55 35L60 36L54 38ZM98 90L104 105L107 107L110 106V95L107 94V90H103V86L98 87ZM101 90L103 92H101ZM174 147L172 146L171 150L162 149L169 155L173 154L178 156V153H182V151L179 150L180 146H177V148ZM177 159H180V157H177ZM125 186L126 185L120 180L117 181V183H115V188L109 190V194L106 192L104 197L106 198L107 196V198H109L110 191L113 192L111 194H114V197H121V194H126L127 192L123 189V187L126 188ZM129 192L131 197H133V199L129 201V205L116 204L113 206L105 204L103 220L106 228L101 238L95 242L96 244H90L91 249L95 251L93 259L89 260V262L83 261L82 264H195L194 252H197L200 247L194 245L190 253H187L186 247L179 243L170 245V225L173 223L179 232H183L181 227L184 223L194 228L197 227L202 234L209 232V230L204 231L201 226L203 219L213 217V214L208 213L201 207V196L198 194L189 196L186 201L182 202L183 204L172 211V219H169L162 227L160 232L161 235L147 241V239L139 235L137 229L126 225L125 222L121 220L123 217L122 215L126 212L128 207L131 209L137 208L135 204H137L139 198L132 191L129 190ZM104 197L102 198L103 203L106 202ZM169 214H167V216H169ZM176 242H179V240L177 239ZM199 252L200 251L197 252L198 256L201 255ZM61 264L81 263L64 262Z\"/></svg>",
	"mask_w": 264,
	"mask_h": 264
},
{
	"label": "built area",
	"instance_id": "2783aa9c",
	"mask_svg": "<svg viewBox=\"0 0 264 264\" xmlns=\"http://www.w3.org/2000/svg\"><path fill=\"white\" fill-rule=\"evenodd\" d=\"M0 16H2L4 18L2 21L3 26H5L9 23H12L13 25L17 26V30H20L19 20L17 17H15V15H11L12 17L10 18V17L6 16V12L4 10H1ZM29 19L36 22V23L40 22L41 13H40L39 8L35 7L30 11ZM2 29H3V27H2Z\"/></svg>",
	"mask_w": 264,
	"mask_h": 264
}]
</instances>
